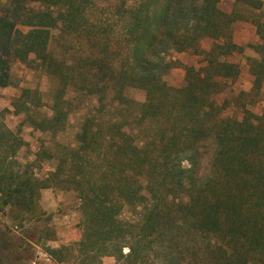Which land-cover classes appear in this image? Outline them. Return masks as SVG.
Returning <instances> with one entry per match:
<instances>
[{"label":"trees","instance_id":"16d2710c","mask_svg":"<svg viewBox=\"0 0 264 264\" xmlns=\"http://www.w3.org/2000/svg\"><path fill=\"white\" fill-rule=\"evenodd\" d=\"M220 1L9 0L0 12V88L10 85L13 63L31 56L60 82L54 116L37 128L53 129L66 120L69 104L63 96L69 88L86 95L115 91L116 117L92 120L78 136L74 152L85 155L89 168L76 167V174L67 176L83 201L84 261L113 256L116 264H264V113L244 111L239 120L226 114L228 101L218 99L226 81L240 76L239 66L212 58L204 71L187 70L184 87L163 82L178 63L166 61L170 52L231 38L235 18ZM20 25L30 30L21 32ZM54 30L69 44L72 58L49 52ZM257 34L261 60L252 71L260 89L261 21ZM132 87L146 91L145 103L124 96ZM31 94L38 91L24 90L19 100L28 103ZM131 126L126 136L124 129ZM22 146L0 116V195L20 222L34 219L41 190L57 185L63 172L59 165L44 180L33 171L28 175L31 166L23 169L17 162ZM207 152L209 168L200 174ZM125 208L132 219L121 218ZM8 234L0 232V264H14L8 262ZM59 251L51 253L62 260Z\"/></svg>","mask_w":264,"mask_h":264},{"label":"rangeland","instance_id":"374dc122","mask_svg":"<svg viewBox=\"0 0 264 264\" xmlns=\"http://www.w3.org/2000/svg\"><path fill=\"white\" fill-rule=\"evenodd\" d=\"M132 5L135 0H126ZM261 8L246 6L244 2L237 4L234 9L237 22L232 24L231 38H224L218 42L205 39L198 48L184 54L170 52L165 56L167 62L177 61L163 77V82L181 88L186 85L188 69L204 71L210 59L234 63L240 68L237 80L226 81V88L219 94L218 99L228 101L226 114L236 116L241 120L244 111L261 116L264 113V83L260 89L255 86L253 69L256 62L261 60L257 49L261 45V38L257 34V23H264V0ZM9 4V0H0V12ZM37 7V5H32ZM21 32H28L29 27L20 25ZM49 45V52L55 58L64 55L72 58L67 51L69 44L58 30H54ZM74 45L78 38L74 39ZM71 39V40H72ZM71 40L69 42H71ZM218 45L223 49L218 48ZM234 46V47H233ZM227 55H220L226 54ZM70 64L71 61H69ZM11 83L6 88H0V116L8 129L15 132L23 141V146L17 155V162L23 169L29 165L28 171L39 179H47L48 174L55 172L60 165L62 173L52 185L41 190L38 204L34 208L33 220L20 222L15 220L11 210L4 206L0 195V232L10 231L9 240L12 242L9 263L18 264H116L113 256L84 261L85 256L80 252V244L84 234L85 215L82 212L83 201L77 191L67 180L76 174L75 168L85 171L89 168L85 155H76L74 150L79 147L78 136L85 127L94 122H102L110 116L116 117L115 105L111 102L115 91L104 95H86L69 88L63 99L68 102L66 120L59 127L41 130L36 124L49 120L54 116L53 105L59 80L51 76L40 67L34 56L26 62L15 61L11 69ZM24 90L38 91L31 94L28 103L20 101ZM124 96L141 105L147 100V93L141 88H127ZM37 98L36 102L34 100ZM132 113H138V106L134 105ZM133 126L126 127L124 134L131 135ZM210 153L205 154L200 167V174L208 170ZM73 163H75L73 165ZM188 166L187 163L184 164ZM54 182V183H55ZM135 214V212H134ZM122 219L130 220L133 213L125 208ZM18 227V229H17ZM60 250L57 260L51 251ZM124 252H127L126 250Z\"/></svg>","mask_w":264,"mask_h":264},{"label":"crops","instance_id":"0c3cea01","mask_svg":"<svg viewBox=\"0 0 264 264\" xmlns=\"http://www.w3.org/2000/svg\"><path fill=\"white\" fill-rule=\"evenodd\" d=\"M262 1L263 0H261V2ZM237 4H240L238 0H221L220 1V8L228 14H233L234 18H235L234 9L237 7ZM262 5H263V2H262ZM262 5H261V7H262ZM237 20H238V18H235V21L232 24L237 22ZM232 24H231V26H232ZM184 53H186V52H183L180 54H184Z\"/></svg>","mask_w":264,"mask_h":264},{"label":"built area","instance_id":"2783aa9c","mask_svg":"<svg viewBox=\"0 0 264 264\" xmlns=\"http://www.w3.org/2000/svg\"><path fill=\"white\" fill-rule=\"evenodd\" d=\"M17 229H18V227H17ZM35 264V263H34Z\"/></svg>","mask_w":264,"mask_h":264}]
</instances>
